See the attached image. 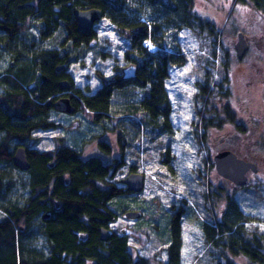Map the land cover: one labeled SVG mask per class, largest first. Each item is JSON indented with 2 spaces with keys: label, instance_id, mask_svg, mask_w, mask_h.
Returning a JSON list of instances; mask_svg holds the SVG:
<instances>
[{
  "label": "trees",
  "instance_id": "trees-1",
  "mask_svg": "<svg viewBox=\"0 0 264 264\" xmlns=\"http://www.w3.org/2000/svg\"><path fill=\"white\" fill-rule=\"evenodd\" d=\"M234 1L251 7L256 16L251 30H260L264 35V0ZM195 4L196 0H0L1 48L12 55L16 65L0 80V86L5 87L4 94L0 96V164L14 163L13 155L6 150L13 142H18V147L24 148L28 154L31 168L21 171L14 166L21 175L27 173L32 176L34 189V199L27 198L22 206L17 202H0L3 211L0 218V264H151L145 258L136 259L128 246L127 234H120L112 227L120 216L126 218L129 212L140 214V218L134 220L143 217L139 206L129 205V202L136 203L137 197H133L136 193L113 180L116 167L125 163L123 159L105 163L98 156L85 159L81 152L67 145H60L55 151L47 153L29 150L28 146L35 131L62 127L50 121L52 113H61L47 105L49 102L53 105L63 97L71 100L75 114L83 108L96 114L97 118L104 115L105 120L95 123H99L102 133L107 129L113 131L123 151L132 145L128 137L133 142L139 139L142 124L154 125L158 130L159 127H167L171 102L166 81L170 78V66L183 64L175 59L174 53L165 51L168 49L169 34L183 29H190L198 35L208 33L216 38L219 34L211 21L195 13ZM90 9L102 10L103 17L110 19L123 33L129 31L133 49L139 57L128 53L127 61L133 64L142 62L141 66L138 65L136 80L125 82L119 76L115 88L105 83L94 95L83 94L86 92L77 89L66 72L71 64L86 57L96 44L92 39L94 32L78 30L75 17L76 11ZM54 35L58 36V39H53L56 43L46 47L45 40H51L49 38ZM245 37L249 38L248 35ZM146 41H152L160 50L144 66L143 58L149 54L143 46ZM62 66L64 70L58 72V67ZM64 81L69 83L68 91L60 88V83ZM130 84H137L144 91L138 103L135 101L138 89H133ZM206 86H199L204 96L211 93ZM116 88L118 92L113 95ZM115 113H122L124 119L112 120L111 114ZM202 113L198 111L200 124H197L195 137L199 146L208 141L210 129L221 130L229 122L239 135L247 134L244 126L238 123L237 115L235 120L229 106L223 112V116L227 115L229 119L220 115L210 119ZM127 120L132 127L130 131L121 127ZM95 139L102 152L111 156L113 148L102 139ZM218 153L216 151V155ZM235 153L248 160L244 151L236 147ZM211 165L215 166L214 159H211ZM136 166L133 165L134 168ZM204 176L201 181L207 182V175L205 179ZM20 179L26 189V179L25 182ZM47 184L54 187V192L50 194L52 200H49H60V208L55 218H50V222L45 223L46 227H41L42 235L52 243V251L46 253L39 250L38 253V247L34 248L36 252L29 248L27 233L32 223L44 213L41 199L49 196H46ZM217 191L220 190L209 186L202 195L209 202ZM228 203L230 209H225L224 218L204 226L208 253L218 252L227 264H238L236 259L241 257L247 259L248 264H264V233L247 231L241 223L245 217L241 215L239 206L235 202L230 203V200ZM52 207L55 210L54 205ZM183 210L180 215L170 218L172 232L167 248L168 264H181L182 261V215L186 213ZM232 213L235 216L229 215ZM101 229L113 232L107 242L100 238ZM122 230L128 231L125 228ZM77 233L86 235V239L78 241Z\"/></svg>",
  "mask_w": 264,
  "mask_h": 264
},
{
  "label": "rangeland",
  "instance_id": "rangeland-1",
  "mask_svg": "<svg viewBox=\"0 0 264 264\" xmlns=\"http://www.w3.org/2000/svg\"><path fill=\"white\" fill-rule=\"evenodd\" d=\"M195 13L211 21L219 34L217 38L208 33L198 35L190 29H183L179 33L171 31L169 34L168 49L165 51L174 53L175 59L183 64L170 66V78L166 81L171 102L167 127H159L158 130L154 125L142 124L140 140L133 142L128 137L132 145L123 151L117 135L109 129L102 133L99 123H95L105 120V116L97 118L96 114L81 108L77 114L52 113L50 121L62 127L33 133L35 144L41 151L56 149L61 144L77 149L85 159L98 156L105 163L123 159L125 163L116 167L113 179L119 181V186L126 187L120 182L132 173L145 176L143 192L133 195L137 197L136 203L129 202L131 206H139L143 217L132 220L120 216L112 227L117 231L127 229L131 254L136 259L145 258L151 264H168L167 248L172 232L170 218L180 215L183 209L186 213L182 215L181 264H227L218 252L212 255L208 253L204 226L212 224L215 219L224 218L225 209H230L228 200L239 206L241 215L245 217L241 223H244L247 231L264 233V35L260 30H251L256 17L251 7L242 6L234 0H196ZM93 32L92 39L96 41L94 48L66 71L74 80L75 87L85 91L82 93L86 95L96 94L106 84L115 88L118 85L116 81L122 77L123 68L133 64L127 61V54L139 57L133 49V39L127 37L110 19L103 17L94 25ZM240 32L249 36L250 45L249 54L243 60L238 59L235 49ZM49 39L45 40L46 47L55 44L53 39H58V36ZM143 46L149 52L143 58L144 66H147L160 49L152 41H146ZM5 52L0 41V80L7 76L11 67L16 68L12 55ZM141 63L136 65L141 66ZM143 71L146 72V69ZM135 85L129 86L138 89L135 100L138 103L144 91ZM201 85L209 86L211 93L208 96L202 94ZM113 91V95L118 92L117 88ZM4 92L5 87L0 86V96ZM227 106L233 111L235 120L238 116V123L244 126L248 134L235 147L244 151L247 159L259 166L253 183L236 190L211 165V159L216 155L214 146L225 134L237 135L235 126L229 122L221 130L210 129L208 141L202 146L195 140L197 124H200L198 111H203V116L210 119L217 115L224 117ZM111 115L112 120L124 119L122 113ZM225 118L229 119L227 115ZM129 122L127 120L121 127L132 130ZM96 137L113 148L111 156L102 152ZM1 141L0 138V146ZM17 147L18 142H13L11 153ZM133 165H137L136 168ZM204 175H207V182L201 181ZM20 178L25 182L24 179L29 177L27 173L21 175L19 170L8 164H0V194H4L0 196L2 204L17 202L19 206L23 205L28 195ZM209 186L220 191L208 202L202 193L208 191ZM205 195L208 193L205 192ZM192 211L198 216H194ZM2 215L0 208V218ZM229 215L235 216L234 213ZM39 221L34 222L36 228ZM43 240L35 232L28 246L34 251L38 247V253L39 250L45 252ZM262 251L264 254V249ZM236 262L248 264V260L242 257Z\"/></svg>",
  "mask_w": 264,
  "mask_h": 264
},
{
  "label": "water",
  "instance_id": "water-1",
  "mask_svg": "<svg viewBox=\"0 0 264 264\" xmlns=\"http://www.w3.org/2000/svg\"><path fill=\"white\" fill-rule=\"evenodd\" d=\"M116 2V0H110ZM78 30L92 33L94 25L101 21L103 18V12L99 9L90 10H78L75 13ZM124 34L129 37L130 33L128 30L124 31ZM235 49L238 55V59L242 60L246 53L250 49L248 40L243 33H239L238 41L235 44ZM64 69L58 67V72ZM139 66L136 64H130L123 69L122 81L135 80L138 77ZM62 90L68 91L70 86L67 81L60 83ZM48 106H52L55 111L61 114L71 115L75 113V107L71 100L67 97L60 98L53 105L52 102L48 103ZM236 139V136H234ZM238 139V137H237ZM236 139V140H237ZM235 145V144H234ZM215 168L219 176L230 182L237 188L245 187L250 184L252 174H257L259 171L258 165L253 162L239 157L235 153V148L220 151L215 157ZM14 165L21 171H28L31 166L28 162L26 151L24 148H18L14 155ZM122 183L127 187L128 191L139 194L144 190L145 177L142 174H131ZM128 219H138L140 214L137 212H129L126 214ZM109 232L105 229H101L100 238L107 240Z\"/></svg>",
  "mask_w": 264,
  "mask_h": 264
},
{
  "label": "flooded vegetation",
  "instance_id": "flooded-vegetation-1",
  "mask_svg": "<svg viewBox=\"0 0 264 264\" xmlns=\"http://www.w3.org/2000/svg\"><path fill=\"white\" fill-rule=\"evenodd\" d=\"M64 69H62V70H60V72L61 71H63ZM48 106V105H47ZM48 107H50V106H48ZM231 133H228V134H225L224 135V137H222V138H220L219 140H218V142L216 143V145L214 146V148L216 149V151L217 152H220V151H223V150H228V149H234L235 148V146L237 145V143L239 142V141H242L243 139H245V137H248V134H241L240 133V135L239 134H237V135H230ZM253 135V133H251V135L250 136H252ZM32 136V138H31V141H30V143H29V150H38V151H40V152H45V153H47V152H50V151H55L56 149H53V150H50V151H41L38 147H37V145L35 144V143H33V141H34V137H33V134L31 135ZM234 136H236V139H237V137H238V139L236 140L235 138H234ZM233 140H235L236 142H234ZM235 144V145H234ZM60 145L61 144H59L58 145V147L57 148H59L60 147ZM19 147H17V149H18ZM17 149L15 150V152L14 153H11V151H10V149H8V151L7 152H9V154H11V155H13V157H14V155H15V153H16V151H17ZM27 159H28V154H27ZM29 160V159H28ZM252 161V160H251ZM30 162V161H29ZM254 162V161H253ZM257 164V163H256ZM9 165V164H8ZM258 165V164H257ZM9 166H12V167H14V168H16L15 166H14V163L12 164V165H9ZM31 166V165H30ZM258 168H259V166H258ZM17 169V168H16ZM18 170V169H17ZM258 174V173H257ZM257 174H255V175H257ZM253 176H254V174H252V176H251V179H250V184L249 185H251L252 183H253ZM28 177L29 178H27V180H26V193H27V195H28V197L27 198H29V199H34L33 198V195H34V189H33V178H32V176L31 175H28ZM248 185V186H249ZM233 187H234V189L236 190V189H238L237 187H235L234 185H233ZM52 192H54V187H53V185H49V184H47V186H46V196H47V194L49 195L47 198H45V199H41V204H42V207L45 209L44 210V213L42 214V216L38 219V220H40L39 221V227L38 228H36V225H34V223H32V226H31V228L29 229V232L27 233V236H28V238H29V240L31 239V236L33 235V233H38L44 240H43V242L45 243V247H44V249H45V252L47 253V252H49V250L50 251H52V243L50 242V240H48L47 239V237H45L44 235H42L43 233H42V229H41V227H46L45 226V223H49L50 222V220L51 219H53V218H55V216L57 215L56 213H57V210H59V208H60V200H53L54 202H52V201H50L49 199H51L50 198V194L52 193ZM52 200V199H51ZM52 205H54V207H55V210H53V207H52ZM51 218V219H50ZM37 220V221H38ZM120 234H128V231H126V230H122V229H120ZM113 233V232H112ZM111 232L109 233V236H108V239L107 240H102V241H105V242H107L108 240H109V237L111 236V234H112ZM77 235V239H78V241H81V239L82 240H85L86 239V235H81V234H79V233H77L76 234Z\"/></svg>",
  "mask_w": 264,
  "mask_h": 264
}]
</instances>
